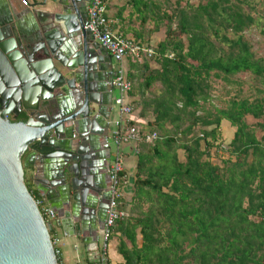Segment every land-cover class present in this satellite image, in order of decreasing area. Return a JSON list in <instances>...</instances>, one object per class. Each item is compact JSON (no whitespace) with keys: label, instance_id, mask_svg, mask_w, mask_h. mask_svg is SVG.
Here are the masks:
<instances>
[{"label":"trees","instance_id":"1","mask_svg":"<svg viewBox=\"0 0 264 264\" xmlns=\"http://www.w3.org/2000/svg\"><path fill=\"white\" fill-rule=\"evenodd\" d=\"M130 2L164 25L165 38L142 62L140 90L148 93L132 104L140 117H153L147 125L159 138L136 144L133 194L121 199L126 216L110 237L118 238L119 264H264V138L246 121L264 119V104L206 108L214 76L250 74L264 84V58L243 35L253 17L240 0ZM225 121L235 129L227 146Z\"/></svg>","mask_w":264,"mask_h":264},{"label":"water","instance_id":"2","mask_svg":"<svg viewBox=\"0 0 264 264\" xmlns=\"http://www.w3.org/2000/svg\"><path fill=\"white\" fill-rule=\"evenodd\" d=\"M87 3L35 0L48 12L25 35L12 0H0V264H59L56 228L80 238L89 261L97 260L115 74L86 29ZM28 168L56 225L29 192Z\"/></svg>","mask_w":264,"mask_h":264},{"label":"built area","instance_id":"3","mask_svg":"<svg viewBox=\"0 0 264 264\" xmlns=\"http://www.w3.org/2000/svg\"><path fill=\"white\" fill-rule=\"evenodd\" d=\"M107 0H91L88 7V25L87 30L90 31L94 39L105 48L110 54L114 63L112 80L113 91L118 92V96L114 98L113 104L120 113V119L115 122V130L106 138L110 145L111 162L108 167V177L110 181V201L104 222V227L99 234L98 257L96 264H108L109 242L114 231L116 223L126 216L121 210V199L124 197V188L128 184L127 177L123 176L125 172L122 150L129 144H137L145 141L151 143L159 138L155 132L142 133L136 127H128L127 122L129 116L133 113V107L128 102L129 93L132 90V83L128 76L124 62L128 57L139 60L149 59L155 52L148 46L130 39L120 32L114 30L112 23L108 18ZM35 199V198H34ZM36 205L45 220L55 225L57 214L44 204L43 200L35 199ZM51 241L55 250V254L60 263L62 256L61 240L56 235V231L51 234ZM77 264H85L78 259Z\"/></svg>","mask_w":264,"mask_h":264},{"label":"crops","instance_id":"4","mask_svg":"<svg viewBox=\"0 0 264 264\" xmlns=\"http://www.w3.org/2000/svg\"><path fill=\"white\" fill-rule=\"evenodd\" d=\"M34 3L35 0H12V7L14 9V12L18 16L16 22L19 21L21 32L25 35H30L34 31L35 25L37 24V17L39 15V12H48V8H35ZM106 3L109 21L112 23L114 30H116L117 32H120L124 36L133 39L144 46L149 47H153L163 40V29L161 27V24L157 26V24L152 21V13L149 10L146 11V9L143 7V4L138 6L134 2H130V0H107ZM31 10H34V12L36 13L32 14ZM145 18H147V20H145ZM151 24H153V26ZM144 60L145 59H139L138 63H134V61L136 60L128 57L124 62V66L129 76L134 75L135 79L133 83L134 88H136V96L129 95L127 99L128 102L131 103V105L134 102H139L141 95L148 93L140 90V84L142 81L140 79L139 72L140 66L143 64L142 62ZM148 65L150 66V68L158 67V65L154 62H150ZM156 87H154L153 91L158 90V88ZM112 93L114 100V91ZM119 119L120 113L118 109L114 107L111 113L109 134H111L115 130V122ZM128 119L138 123V128L142 133H151L147 123L152 121L153 117H140L139 107H136L134 109L133 113L129 116ZM75 143L77 144L78 141L75 140ZM77 146L78 144L75 146V148ZM122 155L128 183L124 188V196L129 200L133 194V182L137 165L136 144H129L124 146ZM25 172L26 182L29 183L28 187L34 198L43 200L44 204L51 208L47 200L42 196V192H40L38 187L33 183L34 169L28 168L25 170ZM59 232H61V235L57 234L56 231V235L61 240L60 248L62 251V256L60 258V264H77L78 259H81L85 264H96V260L95 262H93V260L92 262L89 261L85 246H83V244L81 243L80 238L68 237L63 233L61 229H59ZM114 258L116 261L115 263L112 262L111 264H119L123 262L122 257L118 254L117 251L114 252Z\"/></svg>","mask_w":264,"mask_h":264},{"label":"rangeland","instance_id":"5","mask_svg":"<svg viewBox=\"0 0 264 264\" xmlns=\"http://www.w3.org/2000/svg\"><path fill=\"white\" fill-rule=\"evenodd\" d=\"M162 3V0H152ZM175 0H172V3ZM188 1L192 6H197L200 0H185ZM235 1V0H234ZM241 5L245 12L250 14L254 19V24L245 30L243 35L249 41L252 53L256 58H264V0H240ZM152 21L154 19L152 17ZM154 24V23H153ZM153 24H151L153 26ZM163 29V39L165 38V27L161 24ZM229 37H234L232 33H228ZM158 44L151 46V49H155ZM149 47V46H148ZM155 51V50H154ZM172 53L169 52V56ZM152 59V57H151ZM149 58V60H151ZM211 98L206 104V108L211 111L216 109L227 110L233 102L240 104L242 101H248L253 104L258 101L264 104V84L262 81L257 79L255 76L250 74H239L237 76L226 79L225 77H213L211 79ZM159 88V87H156ZM155 88V90H156ZM118 96V92H114V97ZM246 121L249 125L254 126L256 130V136L261 141L264 138V119H255L252 116H247ZM222 141L224 146H227L233 139L235 129L230 125L229 122L225 121L222 124ZM264 143V140H263ZM216 149L212 151L213 163L221 164L220 158H216ZM56 225V223H55ZM57 234L61 235L59 229L56 228ZM119 244L118 238H114L109 242V257L111 263H115L114 252L117 251V245Z\"/></svg>","mask_w":264,"mask_h":264},{"label":"flooded vegetation","instance_id":"6","mask_svg":"<svg viewBox=\"0 0 264 264\" xmlns=\"http://www.w3.org/2000/svg\"><path fill=\"white\" fill-rule=\"evenodd\" d=\"M90 1L89 0V3L86 4V8H87V12H88V7H89V4H90ZM9 119L11 121H14V117L11 115L9 116ZM106 164H105V167L103 170H105L104 172V181H103V184H105V189H104V196L103 198L100 200V202L98 203V213H99V231L101 228L104 227V222H105V218H106V214H107V210H108V204H109V201H110V191H109V188H110V181H109V177H108V167L110 165V162H111V156H110V159H105L104 161ZM101 232V231H100Z\"/></svg>","mask_w":264,"mask_h":264}]
</instances>
